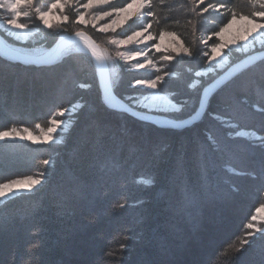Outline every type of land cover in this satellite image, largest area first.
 Masks as SVG:
<instances>
[{"label":"trees","instance_id":"trees-1","mask_svg":"<svg viewBox=\"0 0 264 264\" xmlns=\"http://www.w3.org/2000/svg\"><path fill=\"white\" fill-rule=\"evenodd\" d=\"M223 2L238 14L252 11L247 0ZM194 9L199 10L191 0H168L160 15L172 16L179 23L154 24V34L174 32L193 51L204 49L201 37L218 30L226 18L209 12L198 20ZM78 27L69 26L67 32L74 33ZM86 33L104 50L96 34L89 28ZM4 38L29 49L41 45L49 49L58 39L49 31L34 46ZM259 50L262 48L255 49ZM244 56L233 52L229 65ZM202 60L182 57L175 62L188 70L178 86L171 85L174 101L183 106L177 113H158L160 116L182 120L197 111L203 88L214 80L199 82L191 97L188 84L194 80L193 74L205 67ZM261 71L260 62L243 72V77L236 76L243 86L222 87L209 99L199 123L166 131L108 106L94 63L84 50L73 51L72 56L49 67L24 66L0 58V131L13 127L34 131L36 124L46 129L57 108L79 105L60 144L0 142V183L35 177L42 171L48 181L30 198H10L0 205V264H210L220 249L223 252L214 264H264V240L257 239L243 252H236L248 231L246 224L264 203L261 149L252 147L259 141L236 138L231 150H225L222 143L227 133L240 130L264 136V117L251 111L252 105L264 103ZM134 78L120 68L117 82H112L114 93L128 104V97L136 91L128 86ZM165 84L163 91L168 92L170 83ZM245 95L247 105L241 106L239 100ZM207 112L231 118L234 127H225ZM240 112L246 115L240 116ZM209 136L217 141L215 150ZM98 145L109 149L123 167L101 172L96 164ZM140 156H146V161L134 162ZM43 159L52 163L45 166ZM208 160L212 162L210 194L202 197L192 216L171 219L166 211L168 201L179 197L185 183L203 184L201 166ZM230 169L254 172L256 178L234 175ZM122 200L145 202L139 207L115 208ZM35 229L39 234L31 235ZM36 240L41 246L29 249ZM120 244L127 246L123 253ZM109 248L115 255H105Z\"/></svg>","mask_w":264,"mask_h":264},{"label":"snow or ice","instance_id":"snow-or-ice-1","mask_svg":"<svg viewBox=\"0 0 264 264\" xmlns=\"http://www.w3.org/2000/svg\"><path fill=\"white\" fill-rule=\"evenodd\" d=\"M168 0H126L125 3L117 4L115 0H53L46 8L38 7L34 0H3L0 3V9L4 10L7 15L4 17L5 31L13 30V33L19 41H29L32 37V30L27 23L21 22V17H27L28 12H22L25 7H32L35 10L34 22L38 21L44 29L49 32H55L59 38L56 42V47L49 50L42 45L38 48H33L29 51H21L18 49H8L6 56L18 61L24 65H49L53 62H60L66 57L73 54V50H84L93 57L97 65L101 69L107 68V61L112 59L111 56L105 57L97 50L94 41L86 35L89 27L95 32L108 34H116L119 30V36H113L107 40V43L115 46L116 58L135 61L134 67L136 70H145L149 66H154L153 61L148 58V53L153 49L156 53H161L163 61L172 64L177 62L178 58L187 57L189 61L198 58H203L202 64L206 66L207 72L212 74L215 79L222 73H227L231 69L226 64L228 56L233 51H239L247 55L249 50L255 51L257 43L264 49V0H247L252 6V11L248 14H238L229 7V3L218 0L216 3H207L205 0H191L196 4L199 11L195 14L197 17H203L210 10L220 13L226 19L221 21L222 26L218 30H212L207 40H202L205 45L204 49L193 51L185 46L183 40L174 32L159 31L156 34L153 32V25H167L170 22L179 23L178 19L172 16H161L160 11L164 9ZM200 5H205L200 8ZM75 11H70L72 8ZM171 11V7L169 8ZM53 21H57L54 25ZM189 23L192 21L189 20ZM77 25L78 29L74 31L72 37L66 38L63 33L69 30V26ZM215 37V40L213 38ZM169 40L168 44H164L165 39ZM159 39L160 42H156ZM212 41L211 44L208 42ZM143 45L144 47H139ZM126 46H135L130 50V54L125 56L120 49ZM223 66V68H218ZM112 67H117L113 61ZM262 73H264V61L261 62ZM171 69L164 70L155 67V75L148 78H136L130 82V87L133 89H147V92H140L138 95L129 96L131 103L127 106L121 104L119 107L122 112L130 113L137 116L139 119L150 122L154 125L168 123L164 120H150V114L154 112H167L170 105L167 98L160 95L163 91L161 85L165 84L166 80L172 77ZM199 76L200 73H197ZM244 73L240 74L243 77ZM240 77H233L226 84L243 86V81ZM114 87L111 80L105 90V99L111 106V100L114 98L111 89ZM261 87L264 88V80L261 82ZM241 106L247 105V96L241 97L239 100ZM203 107V101H201ZM70 109L59 107L48 120V127L41 128L40 124H36V128L41 129V135L35 136L25 128V134H20L15 127L0 131V141L6 138H19L20 140H31L33 144H48L54 141V134L58 130L62 131L64 121L57 117H64ZM252 112H258L261 117H264V103L251 106ZM199 114V113H198ZM209 116L213 113L207 112ZM240 116L246 115L244 112L239 113ZM214 119L221 120L225 127H234L230 123L231 118L225 120L219 116H213ZM176 124H169L166 131L175 130ZM241 133H227L222 140L225 150L233 148L234 141ZM209 142L214 146L217 145L215 138L209 136ZM258 144L252 147H259L261 155L259 159L260 175L264 176V136L257 137ZM96 164L101 172L106 169H119L123 165L110 153V150L103 145L97 146ZM146 156L137 157L134 162H145ZM41 163L48 166L52 163L50 159H43ZM212 167L211 160L203 163L201 166L203 184L196 187L185 183L180 188L179 197L170 199L167 204L166 211L170 213V218L181 215L192 216L198 210L199 203L203 196L209 195V189L212 187L209 180V169ZM234 175H251L256 178L254 172H242L236 169H230ZM47 174L40 172L37 177L28 176L24 179L10 180L6 183H0V200H7L9 197L13 199H28L39 190V186L46 184ZM237 191V189H233ZM261 195L264 196V189L261 190ZM144 200H137L130 204L127 200L118 201L115 208L125 209L126 207H139L144 204ZM91 206V204H90ZM264 203H261L255 210L246 224V231L239 243L241 247L236 249V252H243L245 247H251L257 239L264 240ZM261 220L262 223L257 224L256 221ZM39 229L33 230L31 235H38ZM41 246V241L36 240L29 245V249L38 248ZM120 252L126 249L125 244H120ZM227 247V246H225ZM223 252V249L217 251L216 256L211 258L210 264H214L215 259ZM106 256H113L115 252L109 248L105 251Z\"/></svg>","mask_w":264,"mask_h":264},{"label":"rangeland","instance_id":"rangeland-1","mask_svg":"<svg viewBox=\"0 0 264 264\" xmlns=\"http://www.w3.org/2000/svg\"><path fill=\"white\" fill-rule=\"evenodd\" d=\"M208 1H210V0H208ZM208 1H205V5L208 3ZM34 2H35V4L38 7L46 8L50 3L53 2V0H34ZM115 2L117 4H122V3H125L126 0H115ZM0 3H3V0H0ZM70 3H71V0H70ZM205 5H203V7ZM200 6H202V5H200ZM24 11L28 12L29 15L27 17L22 16L21 17V22L27 23L29 25V28L32 30V37H31V39L29 41H19V40H17L16 36L14 34H12L13 30L5 31V26H4L3 21H4L5 15H7V13L4 10H2V9H0V33H2L6 37L11 38L13 41H15L17 43H29V45L34 46L35 41L40 39L41 35H43L45 33L47 34L49 30L44 29L43 26L41 24H39L38 21L34 22V15H35L34 8L25 7V8L22 9V12H24ZM70 11L74 12L75 8L73 7ZM197 11H199V10H197ZM210 13H216V12H213V11L210 10ZM198 20H199V17H198ZM202 22L204 24H206V21L203 20ZM53 23L55 25L57 23V21H53ZM72 26L74 27V25H71V27ZM89 30H91L94 34H96L99 37L100 43H101V45L104 48L103 52H104L105 57H108V56L112 57V59L107 61L108 65H109V69H110L111 82H113V83L117 82V79L119 77L120 68H123L125 71L132 73V75L135 76L134 79H136V78H148L150 76H154L155 75V67H159V68H162L164 70L171 69L173 75H172V77L170 79L166 80V82L169 81V83H170L169 86H168V92L167 91H161L160 95L166 97L168 102H169V104L170 105H174L175 107H168L167 112H154V113H151V114H157V115L163 114V115H168L169 116V114H174V113H177V112H179L181 110L183 105H179L178 104L179 102L174 101V98H173L174 95L171 94V92L173 91L172 90L173 88L171 87V85H177L178 86V83L180 82L181 78L184 75H188V70L186 69V66H184V65L178 66L177 64H175V62H173L172 64H169L168 62L163 61L161 53H156L155 50L153 49L152 52L148 53V58L153 61V64H154L155 67L149 66L145 70H139L138 71L134 67L135 61H130V60H127V59H117L116 58V48H115V46L110 45V44L107 43V40L109 38H112L113 36H119V30H118V32L116 34H113V33L103 34V33L95 32L94 30L91 29V27H89ZM51 33L55 34V32H51ZM65 34H70V33H68V32L63 33V35H65ZM3 35L0 34V38H2L6 43L10 44V46H12L13 48H16V49L21 50V51H29V50H31V49L26 48V47H21L19 45H13V44L9 43L4 38ZM207 38H208V36H202L201 37V44H203L202 40H207ZM156 42H160L159 39H157ZM163 43L164 44H168L169 40L166 38L163 41ZM132 47H135V46H126L125 48L120 49V51H123L125 53V56H127V55L130 54V50H131ZM139 47L143 48L144 46L140 45ZM35 48H38V47H35ZM203 48H205L204 44H203ZM260 48L261 47H260V44L258 42L257 46H256V49H260ZM73 51H77V50H73ZM251 51L252 50H249L248 52H251ZM233 52L243 54V53H241L239 51H233ZM232 53L227 58L226 64H228V65L230 63V58L232 56ZM113 61H115L116 65H117V67H115V68L112 67ZM262 61H264V60H262ZM262 61H260V62H262ZM218 68H223V66H218ZM197 73H200V75L198 76ZM193 76H194V80L189 82L188 88H187L190 91L191 97H192L194 89L196 88L198 83L201 82L204 79L211 78L212 74L207 72V68L205 66L204 68L197 70V72L194 73ZM134 79L129 81L128 86L130 85V82H132ZM161 87H162V85H161ZM147 91H149V90H147V89H136L135 94H133V95H138L140 92H147ZM128 102L131 103V101H129V99H128ZM78 106L79 105H77L76 107L70 108V111L64 117H62V118L58 117V119H62L64 121V123L62 125V131L58 130L57 133L54 134V141L50 142L48 144H44V145H57V144H60L63 141L62 139H63L64 135L68 132V130L70 129V127L72 125V122L70 120V116H71V114H73L76 111V109L79 108ZM165 117H167V116H165ZM23 130L24 129H17V131L20 134H25ZM29 131H31L32 134L35 135V136H40L41 135V129L40 128H38V129H36L34 131L33 130H29ZM237 133H241V135L237 137V138H240V139H247V140L256 141L257 137H258L257 135H255V133L249 132V131H246V130H240ZM5 140H17V141H23V142H28V143L33 144L31 142V140H20L18 137L15 138V139L6 138ZM37 144H40V143H37ZM35 177H37V176H35ZM22 179H24V178H22ZM10 198L11 197H9L8 199H10ZM7 200H0V205L2 203H4L5 201H7ZM262 216H264V214H262ZM256 223L260 224V223H262V221L258 220V221H256Z\"/></svg>","mask_w":264,"mask_h":264},{"label":"water","instance_id":"water-1","mask_svg":"<svg viewBox=\"0 0 264 264\" xmlns=\"http://www.w3.org/2000/svg\"><path fill=\"white\" fill-rule=\"evenodd\" d=\"M73 35H74V33L65 34L64 36L66 38H68V37H72ZM86 35H88V34L86 33ZM88 36L91 37L90 35H88ZM91 39L94 41L95 45L97 46L98 52H100L103 56H105L103 50L98 45V43L92 37H91ZM57 40L49 48V50L56 47ZM8 49H16V48H13L12 46H10V44L6 43L2 38H0V58L9 62V63L21 64L18 61H15V60H13L10 57L5 55V53L7 52ZM90 57H91V55H90ZM91 59L94 63L95 70H96V73L98 76L99 86H100V90L102 93L103 100L105 101V103L108 106H110V104L108 102H106V99H105V90H106L107 85L109 84V80H111L108 62H107V68L101 69L97 65L95 59L93 57H91ZM262 60H264V49L251 52V53L245 55L243 58H241L237 62L229 65V67L231 69L229 72L222 73L220 76H217L212 82H210L208 85H206L203 88V90L201 92L199 107H198L197 111L194 114H192L191 116H189L185 119H182V120H174V119H171L169 117L160 116L157 114H150V120L167 121L168 123H162L160 125H155L159 128H163V129L168 128L169 124H176L178 127L175 130H177V131L187 129V128L191 127L192 125L199 123L203 117V114L205 113L209 99L215 93H217L222 87H224L227 84V82L229 80H231L233 77H236L237 75L241 74L242 72L246 71L248 68L254 66L255 64L259 63ZM54 63L55 62H53L52 64H49V65H24V64H21V65L34 66V67H49V66L53 65ZM111 91H112V95L114 98L111 100V106L110 107H112L118 111H121V109L119 107L121 104H123L125 106L129 105L128 103H126L124 100L119 98L114 93L113 88L111 89ZM201 101H203V107L201 106ZM124 113H127V112H124ZM127 114H129L130 116H132L133 118H135L137 120L143 121V120L139 119L137 116L131 115L130 113H127ZM143 122H146V121H143ZM147 123H150V122H147Z\"/></svg>","mask_w":264,"mask_h":264}]
</instances>
